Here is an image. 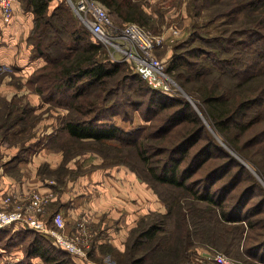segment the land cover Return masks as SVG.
Returning a JSON list of instances; mask_svg holds the SVG:
<instances>
[{"label": "trees", "instance_id": "trees-1", "mask_svg": "<svg viewBox=\"0 0 264 264\" xmlns=\"http://www.w3.org/2000/svg\"><path fill=\"white\" fill-rule=\"evenodd\" d=\"M51 1L20 0L21 6L33 13V26L27 40L32 44L34 56L44 60L43 64L30 72L26 85L42 101L68 108L66 115L60 117L58 131L66 132L76 140L104 145L106 141L114 140L118 142L117 146L139 148L151 180L135 170L134 173L149 184L165 204L164 213L150 211L140 216L130 230L125 250L121 257L118 256L117 264H194L192 256L195 246L201 243L216 246L218 241L223 243L225 253L236 257L242 254L249 264H264V240L242 249L240 246L239 249L242 243L239 240L247 236L245 227L254 228V223L247 218L252 205L246 207L244 197L254 188L253 185L242 187L237 194L231 195L237 184L247 179L244 167L238 165L230 155L221 153L220 157L226 160L198 176L199 171L213 158L206 150L213 149L214 145L212 140L206 139L204 147L192 149L194 143L205 138V129L189 102L150 87L135 73H125L123 62L100 58L102 50L99 42L94 41L88 31L77 24L74 15L62 2L50 10ZM95 1L124 22L148 23L143 0ZM229 1V6L220 12L223 16H235L247 8L264 6V0ZM192 2L194 7L197 6L195 0ZM259 14L260 18L249 20L248 24H238L232 30L221 29L226 34L211 40L218 43L213 50L193 46L190 51L174 53L167 68L175 70L183 68L182 64L187 66L183 68L187 72L186 81H189L188 73H192L195 79L208 75L206 80L211 81L202 83L200 89L189 86L190 91L196 92L200 98L214 128L239 150L264 146V127L238 142L240 135L251 127L254 129L264 125V121L260 124L255 122L264 116V12ZM253 25L256 26L251 27ZM190 55L193 59H188ZM213 72L215 75L211 79L209 77ZM228 82L233 83L237 94L242 96L233 105L229 104L225 92L230 89ZM221 86L223 89H220ZM250 86H254L253 89L247 90ZM244 91L251 92L244 95ZM9 106L13 105L5 107ZM129 108L141 111L146 120H151L147 129L141 127L128 131L111 122L114 115L130 120ZM15 110L17 115L12 118L16 120L24 121L26 113L34 116V108L30 104ZM12 118L1 116L2 136L6 135L10 126L24 125L21 121H10ZM181 125V130L185 127V133L180 140L167 145V148L161 145L154 148L166 150L164 157L150 161V157L144 155L140 147H145L146 140L155 138L159 143L163 142ZM42 139L39 137L40 142ZM36 144L38 142L35 141L23 147L14 160L26 157L27 151ZM257 166L264 174V163ZM233 167H236L234 172L230 171ZM157 183L184 189L192 207H185V211L176 207L178 212H174ZM191 215L193 218H190ZM170 219L174 222L173 227L170 226ZM245 230L246 233L242 235ZM0 240L5 248L11 247L14 242L26 244L23 245V260L14 264H29L34 256H39L43 264H77L68 251L57 247L45 234L30 227L14 231L8 226L2 227Z\"/></svg>", "mask_w": 264, "mask_h": 264}, {"label": "rangeland", "instance_id": "rangeland-1", "mask_svg": "<svg viewBox=\"0 0 264 264\" xmlns=\"http://www.w3.org/2000/svg\"><path fill=\"white\" fill-rule=\"evenodd\" d=\"M70 1L72 0H52L50 3L56 5L57 3L62 2L64 5H66L71 11V13L74 15L77 24L84 30L88 31V33L91 35L94 41H97L95 40V37L93 36L89 27L82 22L79 15L74 11ZM192 1L193 0H143L144 2L143 6L148 12L147 13L148 23L147 24H140L136 22H131V23H136L140 25L150 35H155L156 37H160V36L162 37L160 44L152 48L151 54L156 59H159L164 65L163 66L164 71L159 76L162 78L163 83L169 86V89L167 91H164L159 88L151 86L145 80L146 83L150 87L158 89L159 91L163 92L164 94L170 97H175V99L189 102L191 109H193L195 115L197 116V118L200 119L201 124L204 126L205 129L204 131L205 138L204 139L201 138V140L197 141L196 144L194 143V145L192 146L193 150H197L198 148L201 149L202 147H204V145H206V139L212 140L213 142L214 148L210 150H206V152L210 151V155L213 158H211V160L208 161L205 167L199 171L198 176L202 175L207 169L209 168L211 169L213 166L223 163L226 160V158L220 157V154L225 153L227 155H230L232 158H234L237 161L238 165L243 166L244 167L243 169L245 170L244 175H247V179L244 180L243 183L237 184L236 188L232 190L231 195L237 194L238 190L242 187L245 188L251 185H253L254 187L244 196L246 200L245 201L246 207L252 205L247 214L248 216L247 218L254 223L253 224L254 228L247 229V227H245L247 230V236L243 240L241 241L239 240L240 243L242 242L239 245V249L240 246L242 249L243 247H246L249 244H256L261 240H264V205H262V203H264V174L261 173V171L257 166V164L259 163H264V146L256 145L253 147L246 148L244 150H239L236 147L230 145L228 141L225 139V137L212 125L205 111V107L203 103H201L200 98L195 94L196 92L193 93L190 91L191 86L193 88L195 87L196 89H200L201 86H203L202 83H206V81H211V80H206L208 75L206 76L200 75L198 79H195L192 73H188L189 81H186L185 75L187 76V72H185L183 68L184 67L187 68V66L182 64L181 66L183 68L175 69V70H167V68L171 64L172 55L174 53H182V52L190 51L193 48V46L200 47L206 51L213 50V46L217 45L218 43L211 40H213V38H216L221 34L222 35L226 34L223 33L221 29L232 30L235 29L238 24L245 25L246 23L247 24L250 23L249 20H252L256 17L260 18L259 12H264V6H259L256 9L247 8L246 11L240 12L235 16L234 15L223 16L222 14H220V12L222 11V9L225 8V6H229L227 4L230 2L229 0H222V2H220L219 0H208V1L195 0L194 3L197 4V6L195 7L193 6ZM54 6L50 4L49 6L50 10ZM110 19H111V24L109 28L112 31H114L115 34L120 35L125 23L128 22H124L120 18L111 14H110ZM254 26L256 25H253L251 27ZM117 40L120 41L124 46L126 47L129 46V43L125 41L123 38ZM99 44L102 50L100 58L102 59L105 58L106 60H110L118 63L123 62L125 63L124 67L126 68L125 73H135L139 75L135 71L132 59L128 58L124 52L120 51L119 49L108 43L99 42ZM188 59H193V57L190 55L188 56ZM178 72H180L179 75H177ZM5 73L4 72L0 73V80L2 78H5L4 75ZM214 75L215 72H213L212 77L209 78L213 79ZM9 80H11V82L16 81L17 84H21V85L26 84V81H22L20 77L12 76L11 79ZM228 83L230 89H226L225 92H226V96L229 98V104L233 105L236 102L238 103L242 96L237 94V88L233 87L234 86L233 83L230 82ZM246 83L247 82L243 83L242 85ZM222 87L223 86H221L220 89H223ZM253 87L254 86H250L247 87L246 89L252 90ZM240 89H243V87H241ZM29 90L31 89L29 88ZM250 92L251 91H244L243 94L245 95ZM6 97L7 96H5L3 100H7ZM23 99L24 98H20V101H23ZM1 102H6V101H1ZM11 105L13 106L12 107L9 106L8 108L6 107L0 108V112H1L0 116L6 115L9 118L16 116L17 114L15 108H19V105L17 104H11ZM39 108H40L38 110L39 114L34 113V116L26 113V119H24V121H21V119L16 120V118H12L10 119V121L15 120L16 123L20 121L23 122L22 124L24 125L22 126L20 125V127L23 130L28 129V132L31 135L32 132L34 131L33 130L34 127L38 125V121L40 119L45 120V122L47 123L45 128L50 125V129L52 130V132L48 137L44 136L48 141V142L44 141V143L47 144L55 143L54 145L50 144L49 146H53V148L55 149H57L56 147L61 148L63 150L64 162L60 168L56 169L55 171H52V173H47V175H45L46 177H48V179H54L56 182L62 183L63 178L66 174H68V176L76 175L80 171L79 169L80 166L77 165V163L79 162V158L85 156V154H90L93 155L92 157L95 156L96 160H99L98 164L107 165V166L108 165L124 166L129 171L132 172L136 171L145 179L149 181L151 180L145 168V165H147V163L143 160V158L140 157L139 148H135L132 146L131 147L117 146L118 142L114 140L106 141L107 143H105V145L96 142H86L83 140H76L72 137H69L66 132L58 131L59 121L62 119V118L60 119V117L62 116L64 117V115H66V113L68 112V108L49 104L48 102L43 103ZM129 110L131 111L130 120H123L120 117V115H114L111 122L115 123L122 129L128 131H133L141 127L147 129L146 127H148L151 124V120H146L145 117L141 114V111L133 110V109L131 110L130 108ZM261 121H264V116L260 117L259 119H256L255 122L261 123ZM262 127H264V125H259V127L254 129L253 127H251L244 134L240 135L238 142H240V140H243L247 136H250L253 132H255V130H259ZM181 128L182 125L181 127L178 126L174 130V133H172L170 138H166L163 142L159 143V141L155 138H150L146 140L147 146L145 145V147H143L141 145L140 147L143 150L144 155L150 157V161H156V159L164 157L167 154L166 150L158 151L154 148H158L161 146L167 148L168 147L167 145H170L171 143L180 140V137L183 136V134L185 133L183 132L185 130V127L184 130H181ZM7 135L8 134H6V136ZM11 137L12 136H9L8 139H11ZM20 137L21 136H19V138ZM24 137L25 136L23 135L22 138L20 139L15 138V140L19 141L21 144L23 142ZM71 159H73L74 162H76L78 169L73 170L66 166L67 162ZM87 159L89 160V158ZM87 159L85 160L86 162ZM230 171L232 172L236 171V167L231 168ZM142 182L146 183L143 180ZM187 182H189V180ZM234 183H236V180H234ZM156 185L159 191H164V193L162 194L164 197H166L167 204L172 207V210L174 212H178V210H176V207L177 209L181 208L183 211H185L184 209L185 207L187 208L192 207V205L189 204L188 193L184 189L168 184L164 185L157 183ZM147 186L149 187V189L152 190L149 184H147ZM158 201L162 203V208L166 210L164 202L159 197H158ZM231 201L229 202L231 203ZM19 204L22 205L21 203ZM254 205L255 207H253ZM258 205L260 206L257 207ZM259 210L261 212H259ZM173 211L171 212L174 213ZM176 215L178 217V214ZM42 217L47 219V222L51 224L50 217L47 216L45 209L43 211ZM190 218H193V216L191 215ZM173 223H174L173 220L170 219L171 227H173ZM10 227L15 228L20 226L12 225ZM246 230L243 231L242 235L246 233ZM47 238L52 242V240L49 237ZM205 240L207 241V239ZM3 243L4 242L0 240V249L1 248L5 249L4 248L5 245ZM23 245L21 247L22 251L24 249ZM86 247L88 248V245ZM195 247L200 248L201 251L204 252V254L210 255V257L215 255L216 253H222L225 255L226 257L225 259L227 262H229V264H241L243 262H245L244 264H249L247 262L249 260L246 259L242 254L239 257L238 256L236 257L233 254L229 255L225 253L223 251V243H221V241H218V245L216 244V246L214 245L212 246L206 243H201L200 245H197ZM7 251L0 252L1 255L0 264H9L6 262L8 258ZM108 254L110 258L104 260L100 259L99 256H96L93 251L92 254L90 255L91 258L94 259L98 264H117V258L118 256L121 257V255H117V253L114 252L113 250H111ZM196 256L194 255L195 260L201 259V261H199L198 263L212 264L211 262L212 259L205 258L206 259L205 260L203 258L204 256L203 257L199 256L198 258ZM111 260H114V262L111 263Z\"/></svg>", "mask_w": 264, "mask_h": 264}, {"label": "crops", "instance_id": "crops-1", "mask_svg": "<svg viewBox=\"0 0 264 264\" xmlns=\"http://www.w3.org/2000/svg\"><path fill=\"white\" fill-rule=\"evenodd\" d=\"M32 26L33 13L24 9L20 0L13 1L8 18L4 17L0 9V73L6 72L5 78L0 80V102H6L0 104H7L0 105V108L11 104L19 106L30 104L34 108V113L39 114V107L46 102L42 101L37 93L29 90L26 84L21 85L9 80L14 76L26 81L30 72L44 63L42 57L34 56L32 44L27 40ZM5 96L7 100H3ZM20 98H24L23 101H20ZM46 125L45 120L40 119L32 135L28 129L23 130L17 125L8 128L7 136L0 134V206L1 197L5 195L12 194L15 203L19 204L26 200L32 189L51 191L53 198L45 206L46 214L50 217L57 211L63 213L67 232L76 231L77 222L83 217L87 218V235L83 238L88 248H85L84 257L72 255L77 264H98L91 258L92 251L103 260L110 258L108 253L111 250L117 255L122 254L130 230L140 216L150 211L160 210L158 212L161 213L166 211L158 201L157 194L124 166L98 164L99 160L90 154L79 158L77 165L80 166V171L76 175L66 174L62 183L48 179L45 175L61 167L64 155L61 148L55 149L49 146L51 143H44L47 141L45 137L52 132L50 125L45 128ZM23 135L25 137L20 144L15 138L19 136L22 138ZM9 136H12L11 139H8ZM39 137H43L42 142L39 141ZM35 141L38 144L27 151L26 157L14 160L17 152ZM77 165L73 159L66 164L73 170L78 169ZM12 225L20 227L12 228L10 227ZM7 226L14 231L26 225L17 223ZM11 247L0 249V252H6L8 249L6 262L21 263L24 256L22 244L14 242ZM194 255H197V258L204 256V259H212V264H217L210 255L204 254L198 247H195ZM194 255L192 256L194 264H200L198 262L201 259L196 261ZM113 262L114 260H111V263ZM29 264H43V261L39 256H34Z\"/></svg>", "mask_w": 264, "mask_h": 264}, {"label": "built area", "instance_id": "built-area-1", "mask_svg": "<svg viewBox=\"0 0 264 264\" xmlns=\"http://www.w3.org/2000/svg\"><path fill=\"white\" fill-rule=\"evenodd\" d=\"M13 1L0 0V9L5 18L11 14ZM70 3L82 22L89 27L95 40L108 43L124 52L132 59L135 71L151 86L164 91L169 89L159 76L164 71V65L151 54L152 48L160 44L161 36L150 35L140 25L131 22L125 23L121 34L117 35L109 28L110 14L99 2L72 0ZM120 38L127 41L129 46L126 47L117 40ZM52 196L51 191L42 192L32 189L22 205L15 203L12 194L3 196L0 206V227L21 223L45 234L57 247L68 251L71 255L84 257L87 245L83 237L87 235V218L83 217L77 222L78 228L74 232L65 230V221L59 211L50 216L51 224H49L42 214L45 206L52 200ZM212 258L217 264H229L222 253H216Z\"/></svg>", "mask_w": 264, "mask_h": 264}]
</instances>
